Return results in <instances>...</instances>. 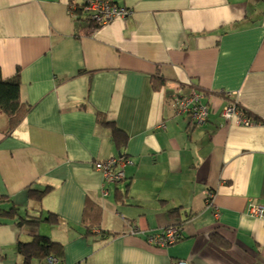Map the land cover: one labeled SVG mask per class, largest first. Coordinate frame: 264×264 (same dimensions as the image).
<instances>
[{
    "label": "crops",
    "instance_id": "0c3cea01",
    "mask_svg": "<svg viewBox=\"0 0 264 264\" xmlns=\"http://www.w3.org/2000/svg\"><path fill=\"white\" fill-rule=\"evenodd\" d=\"M87 1L0 0L1 76L18 77L29 106L11 129L0 112V207L32 216L28 187L50 186L40 210L61 219L46 234L65 264H264V218L250 212L264 207V0H110L133 14L101 26L74 11ZM157 73L164 84L154 90ZM193 89L208 109L201 124L173 105ZM231 101L250 123L223 116ZM95 110L128 135L130 162L115 184L94 167L120 155ZM86 200L101 210L87 234ZM175 207L183 213L171 219ZM174 224L179 238L166 246L131 232ZM25 225L2 218L0 264L19 263Z\"/></svg>",
    "mask_w": 264,
    "mask_h": 264
},
{
    "label": "trees",
    "instance_id": "16d2710c",
    "mask_svg": "<svg viewBox=\"0 0 264 264\" xmlns=\"http://www.w3.org/2000/svg\"><path fill=\"white\" fill-rule=\"evenodd\" d=\"M86 3L87 2H85L80 6H77V8L74 9V11L78 13L85 12L83 6ZM86 15L87 16L85 20L90 21V23L93 24L87 13ZM93 25L97 26L95 24ZM150 84L154 90H157L161 88L162 85L164 84V78L157 73L156 75H153L150 78ZM19 86H20V81L17 76L11 79H3L0 72V112L6 116L8 121V126L10 129L14 128L18 123H20L24 119V117L26 116L29 110V106L23 103L20 99ZM192 91H199V90L193 89ZM191 92H189L186 95H189ZM183 96L175 97L173 99V105L178 98H181ZM80 108H83V106H81ZM242 111L246 116H248L243 108ZM94 115H95L96 124L106 128L109 131L110 138L116 145L117 150L120 153V157L127 159V154L124 151L127 145V139H128L127 133L122 129H120L115 124L114 121L109 120L104 112L95 110ZM50 188H51L50 186H47L44 189L40 190V189L28 187V201L35 206V208L34 207L32 208H34L35 210L38 209L37 211L38 215L29 216V217L20 215V209L15 204L12 203L13 205H10L8 208L0 207V219L2 220L3 218L5 222L6 221L13 222V224L17 226L19 230H21L20 229L21 226L25 225L26 223H29L31 226H33V228L41 223L46 224L44 225L45 228L49 225L52 226V224H56L57 222L59 223L61 219L58 218L55 212L47 210L44 212L45 213L44 215L43 212L40 210L42 208L41 206L42 199L48 193ZM125 196H126L125 194L116 190L114 194L116 204H123ZM4 201L5 199L2 196H0V204H2V202ZM181 213L183 212L181 211L180 208L177 207L171 208L167 212L168 217L171 219L178 218ZM100 219H101L100 207L95 202L86 200L84 205V210L81 215L80 227L84 228L87 234V232H91L93 228H98L100 226ZM183 221L184 220H181L179 223H182ZM179 225L180 224H174V226L177 227ZM33 228L32 229L26 228L30 230V234L27 240L18 239L15 243L14 251L17 257L19 258L18 264H65L63 245L57 240L50 237V235L40 234L38 231H36ZM133 229H135V227L131 229V232ZM101 234L103 236L112 237V236H116L119 233L112 230H102ZM134 234H140V235L143 234L147 237L152 233H147L146 231L140 229L138 233H134ZM208 237L213 244L223 249L229 247L227 240L223 238V236H221L219 233H217V231L209 232ZM75 264H80V263H75Z\"/></svg>",
    "mask_w": 264,
    "mask_h": 264
},
{
    "label": "built area",
    "instance_id": "2783aa9c",
    "mask_svg": "<svg viewBox=\"0 0 264 264\" xmlns=\"http://www.w3.org/2000/svg\"><path fill=\"white\" fill-rule=\"evenodd\" d=\"M76 9V7L74 8ZM84 11L88 14L93 24L97 26L104 25L114 18H125L133 14V10L129 7L119 6L110 0H88L83 6ZM72 9H70L71 11ZM203 94L199 91H192L189 95L178 98L174 103L175 111L178 113H189L192 120L196 124L204 123L208 109L205 103L202 102ZM222 114L227 119L232 116H237L241 123H250L246 115L239 110L236 101H231L222 109ZM130 162L128 159L121 157H112L105 160L95 162V168L101 172L102 178L106 183H118L124 178L123 166ZM211 194L208 193L206 201L209 200ZM250 212L252 215L264 218V207L261 205H251ZM137 228L132 230V233H138ZM179 227L170 225L160 233H154L147 236V242L157 246H165L166 244L174 243L179 238ZM172 264H187L184 260H176Z\"/></svg>",
    "mask_w": 264,
    "mask_h": 264
},
{
    "label": "rangeland",
    "instance_id": "374dc122",
    "mask_svg": "<svg viewBox=\"0 0 264 264\" xmlns=\"http://www.w3.org/2000/svg\"><path fill=\"white\" fill-rule=\"evenodd\" d=\"M29 214L30 215H32V216H36V215H38V213L36 212H29ZM44 225H46L45 223H41V224H38L37 226H35L34 228H33V226H31L30 224H27V225H25V228H33V229H35L36 231H38L40 234H46V232H47V229L45 228V226ZM48 228H49V226H48Z\"/></svg>",
    "mask_w": 264,
    "mask_h": 264
},
{
    "label": "water",
    "instance_id": "95a60500",
    "mask_svg": "<svg viewBox=\"0 0 264 264\" xmlns=\"http://www.w3.org/2000/svg\"><path fill=\"white\" fill-rule=\"evenodd\" d=\"M119 157H120V155H119Z\"/></svg>",
    "mask_w": 264,
    "mask_h": 264
}]
</instances>
